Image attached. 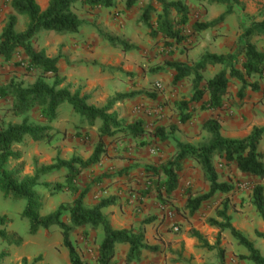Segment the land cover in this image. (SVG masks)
Here are the masks:
<instances>
[{
  "label": "rangeland",
  "instance_id": "374dc122",
  "mask_svg": "<svg viewBox=\"0 0 264 264\" xmlns=\"http://www.w3.org/2000/svg\"><path fill=\"white\" fill-rule=\"evenodd\" d=\"M114 1L115 6L111 9L109 19L111 22H119V20L123 22L128 33L119 25H115L114 30L111 31H115L116 34L125 31L126 34L130 35V41L143 39L142 44L137 47L136 51L124 54L113 48V57L116 60H114V64L117 68H112L110 72L119 74V81H121L114 86L122 94L132 95L130 99L124 100V104L127 103V106L120 108V111L122 109L127 111L128 109L129 112L119 113L126 123H133L137 120L142 121L145 133L138 139H132L124 136L123 133H117L113 138L104 137L101 140L106 153L103 155L100 164L81 172L76 179L78 189L86 188L89 191L83 201L85 207H92L101 198H113L114 205L107 208L104 213L109 211L110 214V211H112L113 214L115 211H120L122 212L121 216L129 214L133 222L132 227H134L131 229L144 230L147 244L160 247L161 253L159 254L163 256L164 264H251L245 259L248 255L246 250L239 246L228 232L219 235V245L216 250L207 251L201 248L194 239L191 253L187 252L184 247V241H181V239L182 237L190 238L189 233L191 230L199 232L209 245L212 246L216 243L218 232L209 226L208 220L214 218L216 212L222 209L224 198V196L216 194L204 202L193 216L187 213L184 209L187 193L190 192L193 196H201L208 191V185L195 162L189 160L184 163L178 188L166 204H160L154 196L150 195L138 201L137 193L143 189L145 181L144 167L159 165L169 159L175 152L177 142L197 146L208 137L202 129V123L208 114L199 113L198 116L199 105L191 106L194 111L189 121L184 124L179 122L181 111L179 106L182 103H187L192 95L193 76L174 85L172 83L174 72L167 68L161 69L166 61L180 62L187 68L193 69V65L199 58L196 59L193 56L194 53L191 56L190 52L198 45V37H201L200 33L202 32L193 34V37L184 44L167 47V43L159 38L156 41L150 39L147 26L141 22L142 14L148 5L151 4L153 9H157L158 5L155 1L138 0L128 10L125 7L126 0ZM168 1L181 2L188 9H192V12L189 11L190 19L186 26V33H191V25L195 22L199 23L206 16L209 17V13H212L213 19H218L225 12V6L212 4L207 0L200 2L194 0ZM9 3L8 0L2 5L7 6L9 14H12ZM254 4L257 9L256 16H249L244 13L246 6L243 2L239 1L234 6L233 13L237 15L240 21L239 30L241 32L243 27L250 24L251 18L264 17V0H255ZM202 9H204L203 13ZM4 10L0 7V32L6 16L9 15H5ZM73 11L81 20L87 23L86 27H83L85 33L79 40L83 51H90L91 55L94 54L92 48L95 46L97 37L103 40V36L116 37L115 34H110V31L98 29L97 21L94 22V14L87 8L77 4L73 7ZM2 18L3 20H1ZM89 19L93 22H90ZM154 19L155 15L151 12L150 22L152 23ZM26 23L27 19L25 17H17L16 31L22 32ZM138 25L141 29V35L135 36L136 31H132V28L134 29ZM209 30L214 35L212 40L216 42V39H218L217 33L220 31L218 29L213 31L212 28ZM64 36L67 35L41 32L37 35L36 42L39 49L44 48L49 55L57 56L62 54L65 47L62 44ZM238 41H236L235 48L230 54L239 59L241 51ZM263 41L262 39L257 40L255 46H264ZM119 55H123L121 59ZM93 57L95 56L93 55ZM23 59L24 55L22 53L16 54L13 60L9 62L0 59V86L10 81L21 82L24 85H30L35 81L37 76L34 72L25 70ZM96 60L86 62L91 65L90 67H93L94 70H92L95 73L101 69L97 66L98 61L96 62ZM117 61H120L121 66L125 67L126 71L118 65ZM223 69L227 70V67L216 66L215 70L207 68L203 72L201 71L203 81L211 79ZM248 82H252V79ZM232 86H235L239 91L241 85L230 80L228 89H232ZM260 86L264 87V82ZM248 88H244L242 92H246ZM72 90H75L73 86ZM122 102L120 103L123 104ZM11 103L10 99L0 101V129L4 128L9 122L20 123L22 121V118L14 117L7 112ZM246 104L255 105L257 103L256 101H248V103H241L240 107H244ZM29 123H41L36 112L30 113ZM53 126L51 143H38L26 138L21 145L15 146L14 150L19 153L20 159L19 161L10 160L8 168L13 169L18 164H22L21 177H23L32 176L35 166L52 164L57 157H65L66 159L76 157L86 161L99 142L98 128L100 122L96 121L94 126H89L86 121L72 112L67 103H64L58 110L57 119L53 122ZM159 126L164 127L170 136L168 141L158 143L152 138L155 128ZM258 150L264 154V136L258 145ZM213 163L219 175V181L227 183L233 188L227 196L229 201L227 214L231 217L232 226L251 242L264 257V241L255 235L258 231L264 233V224L250 203L252 188L258 184L264 188V179L259 180L243 175L237 171L234 164L223 165L217 158H214ZM48 180L46 181L44 178L40 183L55 184L56 175L49 177ZM63 180L64 175L57 183H62ZM80 184L82 186H78ZM35 192L43 198L41 216L54 212L59 205L71 204L73 200L72 194L67 191L55 192L50 195L41 187H37ZM25 207V200L15 199L14 197L5 198L0 192V217H5L7 220L4 228L7 233L14 234L22 240L20 246H9L0 241L1 264H22L23 259H26V264H32L33 260L40 256L41 261L36 264H69L68 252L62 244L60 230L52 226L47 230H39L34 236L30 235L29 222L22 216ZM98 233L101 234L99 229L95 232L89 230L87 234L78 229L70 236L78 256L85 264H96L97 248L101 237ZM123 247L118 246L117 252L121 253L123 249H127L126 246ZM219 250L223 252L222 261L219 259ZM159 254H152V256ZM147 255L151 258V254L144 252L140 261L133 264H144V258ZM150 263L148 262V264ZM112 264H118L116 259L113 260Z\"/></svg>",
  "mask_w": 264,
  "mask_h": 264
},
{
  "label": "trees",
  "instance_id": "16d2710c",
  "mask_svg": "<svg viewBox=\"0 0 264 264\" xmlns=\"http://www.w3.org/2000/svg\"><path fill=\"white\" fill-rule=\"evenodd\" d=\"M138 0H126L125 7L130 9ZM158 5L157 9L148 5L142 14L141 22L148 28V36L156 41L158 38L167 43V47L184 44L197 34L222 23L225 18L233 14L234 6L239 0H207L209 3L225 6V12L218 19L210 23L195 22L191 25V33H186L189 23V9L181 2H168L166 0H152ZM200 2L202 0H194ZM87 8L95 16V12L103 9H112L114 0H49L45 10H41L36 0H10L9 6L12 14L6 16L0 32V59L5 62L12 61L16 54L22 53L27 72H34L37 76L30 85L21 82L10 81L0 86V101L11 100V106L7 109L12 116L22 118L20 123H7L0 129V192L3 197H14L26 201V207L22 216L29 222V234L34 236L39 230H47L57 227L62 236V244L68 252L69 264H85L78 256L72 241L71 234L78 229H89L91 232L101 231V240L97 248L96 264H112L115 258V246L127 247L124 264L139 262L142 254H159L161 249L157 245H149L145 239L143 229H113L103 214V210L114 205L113 198H102L92 207L84 205L85 195L88 189H78L76 179L81 172L100 164L106 153L105 146L101 142L104 137L113 138L117 133L138 139L145 131L143 122L137 120L126 123L119 119L117 113L112 112L113 107L132 95L118 94L108 101L103 107H96L90 103L91 95L83 93L82 88L72 90L70 84H65V79L59 75L58 63L60 55L49 58L43 49H39L36 37L41 32H52L57 35H74L87 23L81 20L73 11L75 5ZM155 15L150 22V14ZM25 17L27 23L22 32L16 31L17 17ZM251 18L249 25L243 27L238 45L241 57L229 54L216 55L204 53L193 65V69L187 68L183 63L166 61L161 69H170L174 72L172 83L176 85L182 80L193 76L192 95L187 103H182L179 113L181 124L189 121L193 115L192 105H199V112L215 113L221 110L223 100L227 95L229 81H236L241 86L240 94L244 88L250 87L252 91H258V81L264 82V54L259 52L252 43L254 37H264V19ZM110 47L120 52H132L137 48L117 37L103 36ZM166 45V44H165ZM224 66L211 79L203 81L201 71L207 67ZM252 82H248L251 80ZM50 81V82H49ZM264 93V87H263ZM67 103L74 114L86 121L89 126L100 122L98 128L99 142L92 155L82 161L72 157L70 160H61L57 157L50 165L35 166L32 176L21 177L23 166L18 164L13 169H8L10 160L19 161L20 155L14 150L21 145L26 138L33 142L51 143L53 134L50 126L57 119L58 110ZM32 112L38 114L40 124L29 123V115ZM203 131L208 135L207 139L197 146L189 143L177 142L174 154L159 165L144 167L145 181L143 189L137 193L138 201L146 196H154L160 204H166L179 185L180 173L186 161L195 162L202 173L204 181L208 185V191L201 196H193L188 192L184 203V209L193 216L200 206L214 195L224 196L222 209L217 211L215 217L208 220L210 227L218 232V238L214 245H209L202 235L191 230L189 237L194 239L201 248L207 251L217 249L219 235L228 232L229 235L243 247L247 256L245 259L251 264H264V257L239 231L231 224V217L227 214L229 201L228 194L232 186L219 181V175L214 167V158L223 165L234 164L237 171L259 180L264 179V154L258 150V145L264 136V127H253L249 135L242 139H230L221 135V124L217 117H211L202 123ZM152 138L163 143L170 139L165 128H155ZM119 140V139H117ZM115 140V141H117ZM65 171L62 183L41 182L44 176ZM41 187L48 194L55 192H70L73 196L71 204L60 205L54 212L40 216L43 206V198L35 192ZM250 203L264 224V188L255 185L250 194ZM65 218V220H64ZM7 220L0 217V241L9 246H20L22 240L14 234L7 233L5 226ZM256 237L264 241V233H255ZM220 261L223 260V252L218 251ZM2 257H0L1 264ZM41 261V256L33 260L32 264ZM26 259L22 264H26Z\"/></svg>",
  "mask_w": 264,
  "mask_h": 264
},
{
  "label": "crops",
  "instance_id": "0c3cea01",
  "mask_svg": "<svg viewBox=\"0 0 264 264\" xmlns=\"http://www.w3.org/2000/svg\"><path fill=\"white\" fill-rule=\"evenodd\" d=\"M7 1L8 0H0V7L5 9L4 10L5 15L10 13L9 8H7V6L5 7L2 5ZM239 1L243 2L246 6V10L244 13L248 14L249 16H253V15L256 16L257 9L255 8V4H254L255 0H239ZM36 2L40 7V9L43 11L47 8L49 0H36ZM191 10L192 9H189L190 12H192ZM110 12L111 9H103V10L101 9L95 12V15L98 16V20H97V24L99 26L98 29H103L106 30L107 32L110 31V34H115L117 38L119 39L122 38L121 40L128 41L129 45H134L136 48L140 47V44H142L143 39L138 41L135 40L130 41L131 37L129 34H126L128 32L127 29L124 28L125 27L124 23L121 22L120 20L119 22L118 21L111 22V20L109 19V16L111 15ZM203 12L204 9H202V13ZM261 19H264V17L258 18L257 20H261ZM1 20H3V18ZM214 20L216 19L212 18V13H209V17L208 16L204 17L202 20L199 21V23H210ZM90 22H93V20H90ZM239 23L240 21L237 18V15L233 13L232 15L225 18V20L222 23L213 27L212 28L213 31L217 29L220 31L219 33H217L218 34V39H216L217 43L214 40H212V37L214 35L210 33L211 30L208 29L206 31H203L202 33H200L201 37L200 38L198 37L199 40L198 45L196 44L197 45L196 48H194L192 52H190V55L192 56L194 53L193 56L196 59L198 58L200 59L203 53H210L216 55H226L231 53V51L235 48L236 41L239 40L242 34V32L239 30V25H240ZM115 25H119V27H122L126 31V33L125 31H122L120 35V34H116L115 31H111L114 30ZM83 29L84 28L80 29L77 34L67 35L66 37L64 36V41H62V44H64L65 47L63 48L62 54H60L61 59L58 63L59 75L65 79L66 84L72 85L74 89L81 87L83 93L91 95V100H90L91 104H93L96 107H103L106 105L108 101L113 99L116 95L122 94L120 90L118 91V89L114 86L116 83L121 82L119 81L120 80L119 74L117 73L112 74L110 72L112 68H117L116 65L114 64V62L116 61L113 57L114 49L108 45L107 41L97 37L95 39V46L97 45L98 47L94 46L92 48L94 54L91 55L90 51L88 52L83 51L81 49L82 44L79 42L81 36L84 35L85 33ZM134 30L136 31V33H134L135 36L141 35V29L139 28V25L136 26L134 29L132 28V31ZM259 39L264 40V37H254L252 39V43L255 45L256 41ZM220 45L222 46L221 48ZM256 49L264 54V46L256 47ZM43 50L45 52L46 49L43 48ZM45 55L49 58L55 57L49 55L48 51L45 52ZM93 55L96 57L97 60L95 59V57H93ZM122 56L123 55H121L119 58L121 59ZM89 60L91 62L92 61L94 62V60H96V62L98 61L97 66H99L101 69H99L97 73L93 71L94 69L93 67H90L91 65L89 63L88 64L86 63ZM117 62L118 65L122 67L120 61ZM88 68H90V70H88ZM122 68L123 70H125V67ZM207 68L215 70L216 66L207 67ZM261 83H262L261 81H258V86L260 87L258 91H252L250 87L249 88L247 87L248 90L246 92L245 91L241 92L240 94L238 93V89L235 86H232V89H228L227 95L223 100V105L221 110L213 114L210 112H206L208 116L205 117L204 119L217 117L220 121L222 128L221 135L224 133L223 134L224 136L223 135L222 136L230 139L245 138L249 135L253 127H258V128L264 127V93H263V86L262 87L260 86ZM248 101L250 102L256 101L257 104L255 105L246 104L244 107H240L241 103H248ZM122 103L123 104L117 103L112 109V112L117 113L120 119H124V118L120 115L119 112H121L122 114V112L126 111L124 109L120 111V108H124L127 106L126 105L127 103L124 104L125 103L124 101ZM126 112L127 113L129 112L128 109ZM199 113H203V112L198 111L197 113L198 116ZM50 126L52 127V129L54 128L53 123ZM59 158L65 161L70 160V159H66L65 157H59ZM9 164L10 162H8V165ZM64 174H65L64 170H61L59 172H56L55 174L42 177L40 181L44 178L46 179V181H49L48 180L49 177L56 175V182H59ZM78 186H82V184ZM105 210H103V214L106 217V219L109 221L113 229L122 230V229L134 228L132 227L133 222L129 214H126L125 216H121L122 212L120 211H115L113 214L112 211H110L109 214V211L107 213H104ZM85 231L87 232L89 231V229H85ZM98 234L101 236L100 233ZM100 240L101 237L99 239V242ZM181 241H184V247L186 248L187 252L191 253L192 252L191 246L194 245V240L191 238L182 237ZM118 246L121 245L115 246L114 259H116V262L118 264H124V259L127 253V249H123L121 253L119 252L120 253L119 254L117 252ZM162 257L163 256L160 254L155 256H152L151 254V258L149 257V255H147L144 258L145 260L144 264H148V262H151L150 264H164L165 260L164 259L162 260Z\"/></svg>",
  "mask_w": 264,
  "mask_h": 264
}]
</instances>
